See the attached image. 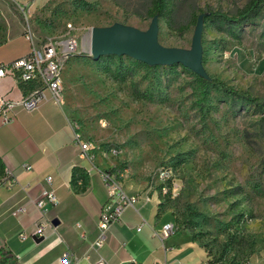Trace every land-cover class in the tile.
Masks as SVG:
<instances>
[{"label": "rangeland", "instance_id": "374dc122", "mask_svg": "<svg viewBox=\"0 0 264 264\" xmlns=\"http://www.w3.org/2000/svg\"><path fill=\"white\" fill-rule=\"evenodd\" d=\"M151 1L36 0L26 14L11 8L15 22L1 10L0 29L8 21L20 28V21L38 41L65 34L72 23L78 49L62 66L61 105L94 153L115 165L129 193L153 197L158 211L177 232L188 231L213 264H264V111L203 91L182 64L90 54L93 27L121 23L147 30ZM172 1L171 26L158 17V42L190 49L193 20L204 14L208 75L264 103V9L250 22L229 25L212 13L235 16L248 0Z\"/></svg>", "mask_w": 264, "mask_h": 264}, {"label": "crops", "instance_id": "0c3cea01", "mask_svg": "<svg viewBox=\"0 0 264 264\" xmlns=\"http://www.w3.org/2000/svg\"><path fill=\"white\" fill-rule=\"evenodd\" d=\"M26 6L27 10L37 6L36 0H0V11L6 9L8 19L14 22L12 9ZM18 26L8 21L0 29V63L18 59L29 51L20 21ZM32 87V82L18 84L10 76L0 77V95L7 99L18 100ZM13 117L8 124L0 123V161L17 180L0 186V247L19 264H198L207 260L204 249L188 231L162 235L163 225L171 221L166 213L158 211L153 197L146 202L141 196L136 209H126L121 219L110 226L103 245L92 247L107 193L96 172L87 174L83 191L72 186L73 170L85 171L89 162L81 157L74 143L72 121L64 107L48 98L32 111L16 107ZM92 152L97 165L108 166L100 154ZM24 163L32 168L22 169ZM47 175L52 176L50 187L58 199L56 205L43 207L51 225H47L41 241L34 236L21 239L22 232L34 231L39 211L28 198L39 197ZM17 205H24L26 211L12 216L10 211Z\"/></svg>", "mask_w": 264, "mask_h": 264}, {"label": "built area", "instance_id": "2783aa9c", "mask_svg": "<svg viewBox=\"0 0 264 264\" xmlns=\"http://www.w3.org/2000/svg\"><path fill=\"white\" fill-rule=\"evenodd\" d=\"M25 10L24 7H20ZM74 27L72 23H67L66 33L61 36L46 37L36 41L27 28L24 31V37L29 42V51L26 55L9 61L0 63V77L10 76L18 84L33 83L31 90L18 100L7 99L0 95V123L2 125L13 121V109L20 106L27 111L35 110L38 104L50 98L53 102L61 104L62 99V66L65 61L71 57L78 49L77 36L72 33ZM73 130L74 143L80 149L81 157L89 162L86 174L96 172L105 186L107 200L101 211L98 223L97 233L92 247L99 248L103 245L106 234L110 226L121 219L123 212L128 208L136 209V205L140 201V197L144 196L145 201H149L148 193L144 195L129 193L120 179V173L116 170L114 164L108 163L107 167H101L94 162L93 148L94 146L89 140H85L79 131L76 123H71ZM116 150L111 149V155H115ZM24 170H30L32 166L28 163L21 165ZM162 180L168 178V170L162 169L159 173ZM16 177L14 173L8 169H4V174L0 176V186H7L15 183ZM52 176L47 175L44 178L45 186L40 192L38 198H28L29 202L39 211V218L35 223L34 231L30 234L22 232L21 239L29 236H43L47 225H51V221L46 217L43 207L46 204L56 205L58 203L54 189L50 187ZM81 184V181H78ZM166 191L165 186L162 187ZM106 207H108L106 209ZM24 205H17L11 209L10 214L17 216L25 213ZM139 229V227L137 228ZM176 232V226L172 222L165 223L162 227V235L167 237ZM85 238V234H81ZM66 259V257H65ZM95 264H105L99 261ZM198 264H213L209 259L199 262Z\"/></svg>", "mask_w": 264, "mask_h": 264}, {"label": "water", "instance_id": "95a60500", "mask_svg": "<svg viewBox=\"0 0 264 264\" xmlns=\"http://www.w3.org/2000/svg\"><path fill=\"white\" fill-rule=\"evenodd\" d=\"M204 14L196 17L190 49L165 47L157 40L158 15H154L147 30L114 23L91 29L90 54L97 59L104 55H127L147 65L182 64L202 78H210L202 65L201 36ZM55 223V221H53ZM36 241L42 236H34Z\"/></svg>", "mask_w": 264, "mask_h": 264}, {"label": "trees", "instance_id": "16d2710c", "mask_svg": "<svg viewBox=\"0 0 264 264\" xmlns=\"http://www.w3.org/2000/svg\"><path fill=\"white\" fill-rule=\"evenodd\" d=\"M172 0H152L151 8L149 13L153 17L154 15H158L163 17L166 22L171 26V17H172ZM82 6L85 9L90 7V4L87 2H83ZM264 9V0H248L245 5L240 8L235 16H228L221 12H214L215 19L218 22H224L229 25H239L244 22H250L257 17H259L261 11ZM196 19L193 20L195 23ZM120 72V71H118ZM197 81L199 85L202 87L203 91H207L209 89L214 91H219L224 93L227 96H232L239 99H244L246 101L251 102L255 106L259 107L264 111V103H260L255 97H251L243 92L236 90L233 87L226 85L224 82L217 80L210 76V78H202L197 75ZM133 94L138 98H145L146 94L134 90ZM5 167L2 165L0 161V176L4 174ZM78 181H81V184H78ZM88 177L86 172L81 168H75L73 170V175L71 178V184L75 188L76 191H83L87 185ZM164 185H162L163 187ZM162 190V188H161ZM194 239V237H192ZM0 264H19L17 260L13 257V255L6 249L0 247Z\"/></svg>", "mask_w": 264, "mask_h": 264}]
</instances>
